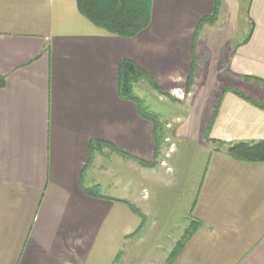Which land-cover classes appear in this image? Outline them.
<instances>
[{"label":"crops","instance_id":"0c3cea01","mask_svg":"<svg viewBox=\"0 0 264 264\" xmlns=\"http://www.w3.org/2000/svg\"><path fill=\"white\" fill-rule=\"evenodd\" d=\"M217 2L153 0L149 26L128 38L96 26L77 0H0V264H121L142 222L129 204L149 220L148 188L135 186L133 169L134 158L154 159V126L119 93L124 59L175 101L159 114L181 120L175 139L199 137L214 117L211 136L225 143L264 140V108L230 85L212 94L239 18L231 0L226 24L220 6L199 29ZM247 14L248 35L228 48L225 72L264 94V0H249ZM201 49L213 52L205 71ZM209 145L180 218L201 226L173 264H264V162ZM161 171L143 167L142 180ZM95 186L101 196L89 193Z\"/></svg>","mask_w":264,"mask_h":264},{"label":"rangeland","instance_id":"374dc122","mask_svg":"<svg viewBox=\"0 0 264 264\" xmlns=\"http://www.w3.org/2000/svg\"><path fill=\"white\" fill-rule=\"evenodd\" d=\"M230 1L231 0H222V4H219V7L222 6V20L224 24H226L227 13L231 8ZM237 3L239 6V18L236 21L238 30L236 35L224 46V54H220L219 75L213 84L214 90L212 94H214V97L216 94H222L224 88L230 85L246 94L264 99L262 97L264 94L260 93L257 85H253L252 83L244 85L234 80L225 72L228 48L230 50V48L234 46V43L237 44L242 41L248 35V30L250 28L249 24H247L248 22H243L248 16L249 0H237ZM199 52L200 59L202 60L201 62H203V64L199 65V70L205 71L206 57H212L213 52L209 49L207 53L203 49ZM204 82V80L198 81L196 86L199 89L197 91L201 90L202 86L205 84ZM192 86L193 84L191 87ZM230 86H228L226 90H232ZM154 90L155 89L149 83L142 82L137 85L136 93L141 98H144L145 105L150 107V111L157 112L158 114L164 111L173 113L174 110L170 105L175 101L173 102L171 98L163 96L162 94H156ZM197 94H200V92H197ZM213 101H215V99ZM182 102L186 104L187 97ZM161 121L165 128L166 138L158 157L155 159L156 164L147 166L134 159V184L137 187H141L142 183L147 186L148 193L145 192L144 196L145 198H149L146 205H150L151 213H149V220L146 219L144 225L135 233V238L125 246L122 262L119 259V263L121 262V264H165L167 262L176 243L187 229L184 228V226L188 220L186 219L185 221V219H183V222L180 220L182 217L181 215L184 214L182 208L185 203L192 201L193 195L198 189L199 182L197 181H199V172L205 160L206 151L211 147L209 143H211L215 149L219 144L218 142H223L221 139L212 137L211 131L209 136L206 137V129L203 130L197 138H178L177 140L175 139V133L172 132V128L174 126L176 127V124L181 120L164 121L162 119ZM169 122H171V125L169 124L168 126L167 124ZM210 139H212V141ZM109 152V150H106L104 153L103 161L106 165H109L110 161L108 158ZM171 156L176 158L173 164L175 170L171 162H167ZM143 167L150 168L153 173L157 172L159 168H163L167 174L161 171L158 177L149 178L147 181H144L142 180L141 173ZM134 207L142 211V213L145 212L146 209L141 203L135 204Z\"/></svg>","mask_w":264,"mask_h":264},{"label":"trees","instance_id":"16d2710c","mask_svg":"<svg viewBox=\"0 0 264 264\" xmlns=\"http://www.w3.org/2000/svg\"><path fill=\"white\" fill-rule=\"evenodd\" d=\"M152 3L153 0H77L79 11L96 26L111 34L128 38L138 35L149 26L152 15ZM218 8L219 4L217 2L213 16L211 18L203 19L199 25V29L202 24L210 22L216 18ZM192 79L193 78L191 77V80L189 79L187 84V92H189L192 85ZM142 82L149 83L155 90L159 91L157 83L144 69H142L134 61L124 59L121 62L119 71V93L123 98L133 100L138 106L141 114L153 123L154 138L156 143L153 161L147 162L137 158L134 159L139 161L141 164L153 166L156 164L155 159L158 157L162 149L166 133L161 121V116L157 112L150 111V107L145 105L144 98H141L136 93L137 85ZM3 85L4 79L0 77V86ZM237 94H240L246 100L264 108V105L260 104L257 100L248 97L245 93L237 91ZM213 123L214 117L208 124L206 137L209 136ZM210 140L212 141V139ZM218 143V146L215 147V151L225 148L228 154L237 160L246 162H264V140ZM89 193L93 196H101L97 186L93 187ZM129 205L135 213L142 218L140 226L142 227L147 219L146 216L142 213V211L135 208L134 205ZM200 226L201 222L198 220H192L190 222L186 231L176 243L173 251L170 253L165 264H173L175 262L181 251Z\"/></svg>","mask_w":264,"mask_h":264}]
</instances>
